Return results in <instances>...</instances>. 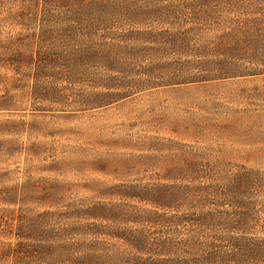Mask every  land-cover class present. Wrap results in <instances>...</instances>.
Instances as JSON below:
<instances>
[{
	"label": "trees",
	"instance_id": "16d2710c",
	"mask_svg": "<svg viewBox=\"0 0 264 264\" xmlns=\"http://www.w3.org/2000/svg\"><path fill=\"white\" fill-rule=\"evenodd\" d=\"M0 69L2 113L258 75L264 0H0ZM24 117L0 119V155L25 153L0 167V264H264V166L171 129L80 192Z\"/></svg>",
	"mask_w": 264,
	"mask_h": 264
},
{
	"label": "rangeland",
	"instance_id": "374dc122",
	"mask_svg": "<svg viewBox=\"0 0 264 264\" xmlns=\"http://www.w3.org/2000/svg\"><path fill=\"white\" fill-rule=\"evenodd\" d=\"M44 103L40 107L22 104L16 110L0 112V119L23 114L25 119L34 118L38 123L30 137L39 136L46 143L42 157L66 156L69 166L64 177L80 192L85 190L77 187L91 178L105 182L114 181L115 176L123 179L126 161H146L147 155L157 153L155 148H161L155 147L160 142L155 143L151 136H170L171 129H178L180 137L225 150L232 147L236 151L231 152L246 157L251 166H264V73L155 86L92 108ZM27 137L21 138L26 141ZM12 154L0 155V167L16 170L14 175L19 177L25 153ZM38 175L57 178L53 172Z\"/></svg>",
	"mask_w": 264,
	"mask_h": 264
}]
</instances>
